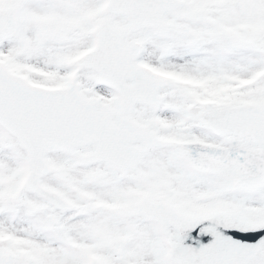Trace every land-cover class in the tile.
<instances>
[{"label":"snow or ice","instance_id":"snow-or-ice-1","mask_svg":"<svg viewBox=\"0 0 264 264\" xmlns=\"http://www.w3.org/2000/svg\"><path fill=\"white\" fill-rule=\"evenodd\" d=\"M0 264H264V0H0Z\"/></svg>","mask_w":264,"mask_h":264}]
</instances>
